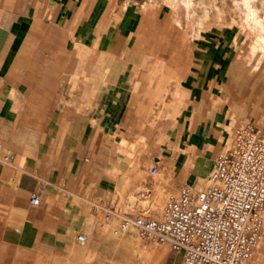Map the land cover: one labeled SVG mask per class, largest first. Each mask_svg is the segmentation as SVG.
Here are the masks:
<instances>
[{
    "label": "crops",
    "instance_id": "0c3cea01",
    "mask_svg": "<svg viewBox=\"0 0 264 264\" xmlns=\"http://www.w3.org/2000/svg\"><path fill=\"white\" fill-rule=\"evenodd\" d=\"M190 10L0 0V264H108L125 233L94 205L158 219L207 187L238 129L264 133L262 57Z\"/></svg>",
    "mask_w": 264,
    "mask_h": 264
},
{
    "label": "built area",
    "instance_id": "2783aa9c",
    "mask_svg": "<svg viewBox=\"0 0 264 264\" xmlns=\"http://www.w3.org/2000/svg\"><path fill=\"white\" fill-rule=\"evenodd\" d=\"M38 201L32 194L30 204ZM92 212H102L106 221L117 216L114 235L134 230L142 240L168 244L181 253L179 264H247L264 235V137L251 127L238 129L233 148L214 162L207 187L169 194L158 219L116 214L111 206L94 205ZM77 241L84 243L85 236Z\"/></svg>",
    "mask_w": 264,
    "mask_h": 264
},
{
    "label": "rangeland",
    "instance_id": "374dc122",
    "mask_svg": "<svg viewBox=\"0 0 264 264\" xmlns=\"http://www.w3.org/2000/svg\"><path fill=\"white\" fill-rule=\"evenodd\" d=\"M182 1L184 7H190V11L194 12L193 18L197 16L198 22H195L198 23V27L204 28L209 25H217L233 27L239 31L242 37L247 38L246 41L252 46L250 54L257 58L262 57L261 66H264V0H253L251 2L257 12L252 11L254 9L252 8L251 12L255 14L250 12L246 20L244 19L245 9L241 4L238 5L239 10L237 7L235 8L234 0ZM187 4L190 6L187 7ZM256 21L258 22L256 23ZM261 133L264 137V133ZM136 207L142 210L146 208L156 210L154 207H147L146 204H138ZM161 207L159 205L157 208L161 209ZM106 258L112 261L108 264H179L181 253L171 250L168 244L142 240L134 230H130L124 234L121 242L114 245V252L106 254ZM247 264H264V239Z\"/></svg>",
    "mask_w": 264,
    "mask_h": 264
},
{
    "label": "bare ground",
    "instance_id": "6f19581e",
    "mask_svg": "<svg viewBox=\"0 0 264 264\" xmlns=\"http://www.w3.org/2000/svg\"><path fill=\"white\" fill-rule=\"evenodd\" d=\"M253 0H234L233 4L235 5V8L237 7L238 9V5L241 4V6L245 9V14H244V19L246 20L249 17V14L251 12V9L254 8L252 11L257 12L254 5L251 3ZM250 3L252 4V6L250 5ZM187 7H189L190 5H186ZM239 10V9H238ZM252 13V12H251ZM255 14V13H252ZM243 15V14H242ZM255 17V15H253ZM252 18V17H251ZM258 20V19H257ZM251 21V20H250ZM258 21H256L257 23ZM253 23V22H252ZM258 25V24H257Z\"/></svg>",
    "mask_w": 264,
    "mask_h": 264
}]
</instances>
